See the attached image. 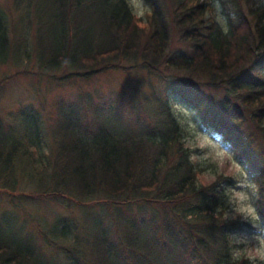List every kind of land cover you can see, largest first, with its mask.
<instances>
[{"label": "trees", "instance_id": "16d2710c", "mask_svg": "<svg viewBox=\"0 0 264 264\" xmlns=\"http://www.w3.org/2000/svg\"><path fill=\"white\" fill-rule=\"evenodd\" d=\"M145 2L144 20L128 0H15L13 30L0 8V63L33 55L35 74L60 81L136 67L166 77L164 68L186 88L222 90L218 123L224 115L248 122L260 139L255 156L243 134L224 132L257 185L264 225V0H220L224 25L212 15L214 0H173L172 22L190 51L168 58L169 5ZM176 95L199 111L206 105L200 94ZM119 113L112 105L93 109L98 121L90 129L67 108L49 137L36 110L9 114L19 123L0 126V192L14 206L17 199H62L68 208L94 207L97 219L83 235L78 223L60 216L39 227L41 246L0 228V264H247L231 257L225 192L200 180L168 101L149 122L138 114L124 122ZM205 120L216 124L211 112ZM133 206L137 217H123L122 208ZM102 216L114 234L100 227Z\"/></svg>", "mask_w": 264, "mask_h": 264}, {"label": "rangeland", "instance_id": "374dc122", "mask_svg": "<svg viewBox=\"0 0 264 264\" xmlns=\"http://www.w3.org/2000/svg\"><path fill=\"white\" fill-rule=\"evenodd\" d=\"M128 2L133 13L145 20L149 11H145L142 16L139 14L141 7L146 6L150 9L145 0H141L140 3L138 0H128ZM164 2L169 5L166 6V17L170 28V41L164 57L188 53L190 51L188 44L181 41L172 22L173 0H164ZM0 8L7 13L10 30H13L16 18L19 19L15 0H0ZM212 15L220 23L225 24L224 7L220 0H214ZM11 36H14V31L11 32ZM15 58L10 56L6 62L0 63V81L6 76H11L0 83V126L10 128L12 124L19 123V120L9 116L11 112L34 109L43 118L45 136L49 137L59 119L58 114L73 107L77 110L83 125L91 129L98 121L93 118L92 110L100 107L106 109L108 105H112L117 112L120 111L117 119L121 121L125 122L131 117L134 119L138 114L140 118L149 122L156 116L155 111L157 112L161 101L166 99L182 128L185 146L189 150L190 160L199 171L200 180L204 184L216 181L225 192L228 222L226 227L231 243L234 244L238 239L251 238L255 234L264 236V225L257 210V185L238 162L224 132L232 127L236 132L243 134L246 146L255 156H260L262 149L260 139L255 128L248 122L237 124L224 115V123H218L222 117L220 112L222 90L203 87L186 88L179 81L168 77L169 73L164 68L166 77L153 75L145 68L136 67L130 71L114 69L89 78L70 77L60 81L35 74L38 69L35 56L32 55L29 59L25 56ZM180 90L185 94L204 96L205 107L199 111L194 106L180 103L176 95ZM208 112L213 115L215 125L205 120ZM236 194H241L242 204L251 203L256 208L255 216L236 212ZM230 200L233 202L230 203ZM16 203L17 206L11 204L8 194L0 192V228L10 229L20 238H27L37 246L42 245L39 227L49 226L60 216L70 217L78 223L83 235L90 233L89 220L95 222L97 219L96 208L76 206L68 208L67 201L62 199L57 201L17 199ZM138 213L136 206L129 210L122 208V215L127 219L136 218ZM100 218V227L108 229L107 234L113 233L109 218L103 216ZM8 224H11L9 228ZM115 240L117 241L116 236ZM255 242L253 239L252 243Z\"/></svg>", "mask_w": 264, "mask_h": 264}, {"label": "clouds", "instance_id": "9594fccd", "mask_svg": "<svg viewBox=\"0 0 264 264\" xmlns=\"http://www.w3.org/2000/svg\"><path fill=\"white\" fill-rule=\"evenodd\" d=\"M141 0H138L140 3ZM145 11H149L146 6L141 7L140 15H144ZM233 201L230 200V203ZM236 212L237 213H247L252 214L253 216L256 215V208L251 204L248 203L244 205L241 203V194H236ZM255 240V243H252V240ZM241 245V246H235ZM231 257L233 261L239 262L241 260H248L249 264H264V236L254 235L251 238L247 239H238L234 242V247L231 251Z\"/></svg>", "mask_w": 264, "mask_h": 264}]
</instances>
